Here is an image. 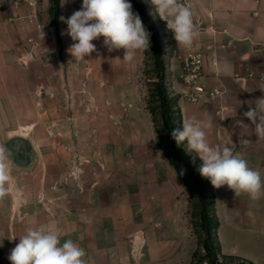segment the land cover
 I'll list each match as a JSON object with an SVG mask.
<instances>
[{"label":"crops","instance_id":"0c3cea01","mask_svg":"<svg viewBox=\"0 0 264 264\" xmlns=\"http://www.w3.org/2000/svg\"><path fill=\"white\" fill-rule=\"evenodd\" d=\"M50 3L38 2L45 37L32 60L26 40L36 31L26 0H0V126H10L11 177L0 199V264H11L8 256L28 228L54 229L61 243L73 240L86 264H188L194 249L185 188L158 148L140 81L145 50L127 62L123 49L109 52L99 37L96 50L76 61L60 17L80 10L83 0H59V42ZM183 3L200 35L185 48L170 30L159 31L163 54L178 74L180 57L202 50V82L219 94L190 103L179 82L173 85L177 127L207 114L210 144L233 146L264 180V139L244 116L264 98V0ZM212 191L221 253L245 259L236 253L241 243L264 252V197L236 196L226 185Z\"/></svg>","mask_w":264,"mask_h":264},{"label":"clouds","instance_id":"9594fccd","mask_svg":"<svg viewBox=\"0 0 264 264\" xmlns=\"http://www.w3.org/2000/svg\"><path fill=\"white\" fill-rule=\"evenodd\" d=\"M151 3L159 17L166 21L177 46L191 47L200 35L191 8L182 0H151ZM60 19L67 24V34L74 41L68 51L76 61L85 60L96 50L92 41L99 37L104 38L103 44L109 52L123 49V60L127 62L133 61L138 51L149 49L150 33L139 14L132 11L128 0H83L80 10L67 19L63 16ZM244 116L254 125L258 139H264V98L259 99L255 107H250ZM212 126L207 114L200 119L188 118L183 121L182 130H172L171 138L177 147L187 141L188 153L195 152L203 161L200 175L208 178L215 188L226 185L236 196L247 194L252 200L264 197V180L259 171L235 154L233 146L210 144L208 130ZM10 181L5 150L0 148V199L8 195L6 185ZM85 255V250L73 240L61 243L60 235L54 229L28 228L19 237V243L8 259L11 264H86Z\"/></svg>","mask_w":264,"mask_h":264},{"label":"rangeland","instance_id":"374dc122","mask_svg":"<svg viewBox=\"0 0 264 264\" xmlns=\"http://www.w3.org/2000/svg\"><path fill=\"white\" fill-rule=\"evenodd\" d=\"M129 3L132 5V11L138 14V7L137 0H128ZM144 4L149 11L152 12L151 6L148 0H144ZM50 5H52L50 3ZM142 19V18H141ZM142 22L146 28V30L150 33L149 37V49L145 50V57L144 61L142 62L141 73H140V81L145 89V99L147 102V106L149 109L152 110L153 113V121L154 126L157 131L158 139L161 143L166 146V150H170L171 145L166 137L167 130L164 128L162 123V112L164 109L161 107L162 105V96L166 98H172L173 93L175 92L172 89L173 85H176L178 82L177 74L171 71L167 56L163 54V49L160 45V36L159 32L155 29V27L149 24L146 21ZM166 54V53H165ZM158 84L163 87L162 96L159 93ZM169 112H166L171 118H177V110L173 107L168 105ZM173 107V108H172ZM10 126H0V148L7 150L8 140L6 139L8 134L6 133L9 131ZM177 129V127H176ZM185 147V145H183ZM171 158L174 159V155H171ZM192 158V157H191ZM176 161L177 167L180 173L182 174L183 179L185 180L187 187L184 185L185 188V196L187 199V222L188 228L191 230V235L193 239V254L191 260L188 264H211L210 259L208 258L207 253L202 248V243L205 240H208V236L204 229L201 227V220H200V205H199V198H198V187L197 181L198 179H193L188 172L181 166L178 160ZM199 176L204 181L203 177ZM209 188L206 190L208 191ZM189 197H190V206H189ZM192 217V218H191ZM192 223V224H191ZM225 229L223 228L220 232V238H224ZM219 236V235H218ZM226 237V236H225ZM227 241H232V237L227 236L225 238ZM236 253L238 256H241L245 259L236 257V256H228V255H221L217 256V264H234L239 260H244L251 262L253 264H264V252H258L256 250H251L250 247L241 243L237 246ZM194 255V258H193ZM249 257H255L256 262L246 260Z\"/></svg>","mask_w":264,"mask_h":264},{"label":"trees","instance_id":"16d2710c","mask_svg":"<svg viewBox=\"0 0 264 264\" xmlns=\"http://www.w3.org/2000/svg\"><path fill=\"white\" fill-rule=\"evenodd\" d=\"M51 2V8H50V18H51V25L53 26L55 36L57 38V41L59 42V33H58V14H59V0H50ZM137 5L138 7V14L139 16L143 19V21L148 22L149 24L154 26L152 23V20L148 16L144 5L142 4L141 0H137ZM158 89L159 93L162 96L163 92V87L158 84ZM162 105L161 107L164 109V111L169 112V106H172L178 99V96H174L172 98H166L165 96H162ZM152 117L153 113L152 110L149 109ZM162 112V123L164 128L167 130V139L171 145L170 150H166V146L160 142L157 138L158 142V148L161 152V155L163 158H165L169 164L174 168V170L177 172L179 178L182 180L184 185L187 187V184L185 180L183 179L181 173L179 172V169L176 164V160L179 161L181 166L188 172V174L193 178V179H198L197 181V187H198V198H199V205L201 208L200 211V220H201V227L204 229L208 236V240H205L202 243V248L203 250L207 253L208 258L211 261V264H217V256L221 255V248L218 242L217 238V229L219 227V221L215 213V202H214V196H213V191H212V184L209 179H206L202 182L200 176H199V160L197 158H191L187 153L185 148L182 147H177L176 142L171 138V132L173 129H176L178 119H179V114L177 113V118H171L166 112ZM154 122V121H153ZM155 128V126H154ZM177 129H179L177 127ZM155 133L157 135V131L155 129ZM174 155V159L171 158V155ZM207 188L208 191L206 190ZM189 206H190V197H189ZM192 218V217H191ZM192 224V223H191ZM194 258V255H193ZM234 264H253L248 261L244 260H239Z\"/></svg>","mask_w":264,"mask_h":264},{"label":"built area","instance_id":"2783aa9c","mask_svg":"<svg viewBox=\"0 0 264 264\" xmlns=\"http://www.w3.org/2000/svg\"><path fill=\"white\" fill-rule=\"evenodd\" d=\"M39 0H26V5L29 7V19L34 23L36 36L28 37L26 42L29 50L30 59H35V54L42 48L45 37V24L40 20L38 14ZM145 10L152 20L155 29L159 31H168L166 21L162 20L152 5L151 0H148L152 12L147 9L144 0H141ZM183 2V0H182ZM256 4L260 0H254ZM42 28V29H41ZM264 45V44H263ZM50 58V56H48ZM178 82L181 86V97L190 103H199L204 97L213 98L219 94L218 88H208L203 82V52L202 50H187L179 60V71L177 74ZM204 180L208 179L203 177Z\"/></svg>","mask_w":264,"mask_h":264},{"label":"flooded vegetation","instance_id":"af4514ba","mask_svg":"<svg viewBox=\"0 0 264 264\" xmlns=\"http://www.w3.org/2000/svg\"><path fill=\"white\" fill-rule=\"evenodd\" d=\"M22 149H24V146H21Z\"/></svg>","mask_w":264,"mask_h":264}]
</instances>
